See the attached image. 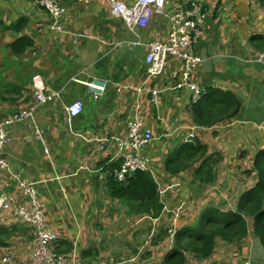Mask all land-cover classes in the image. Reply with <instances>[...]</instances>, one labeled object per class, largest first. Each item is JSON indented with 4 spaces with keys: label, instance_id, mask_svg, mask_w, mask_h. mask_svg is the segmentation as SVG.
<instances>
[{
    "label": "crops",
    "instance_id": "obj_1",
    "mask_svg": "<svg viewBox=\"0 0 264 264\" xmlns=\"http://www.w3.org/2000/svg\"><path fill=\"white\" fill-rule=\"evenodd\" d=\"M121 1L130 6L136 0ZM187 1L198 3L206 15L203 36L192 49L205 62L190 80L201 97L218 100L211 127L193 122L190 90L172 89L181 63L169 58L163 74L149 80L146 49L131 46L166 42V17L131 33L109 15L104 0L88 5L59 0L67 17L59 33L36 2L0 0V121L36 105V92L57 94L37 106L32 120L11 126L4 159L11 173L36 190L44 222L57 234L54 250L70 262L163 264L175 232L199 222L207 209L233 211L245 191L257 185L254 165L264 150V64L253 59L264 51V0H168L167 10ZM76 33L84 37L74 44ZM90 82L104 86L101 97L87 87ZM152 87L160 93L156 105L149 101ZM76 100L83 101L84 110L72 119L65 109ZM135 115L155 139L143 153L151 160L163 205L156 218L128 214L107 189L105 170L117 166L109 160L126 121ZM186 140L206 147L209 164L199 169L201 161H195L191 170L170 177L163 161ZM3 191L21 197L12 177L5 178ZM33 241L32 226L13 210H0V264L6 258L8 264H27ZM225 243L216 239L204 260L186 254V264H243L246 259L264 264V249L259 251V240L249 230L244 246Z\"/></svg>",
    "mask_w": 264,
    "mask_h": 264
},
{
    "label": "built area",
    "instance_id": "obj_2",
    "mask_svg": "<svg viewBox=\"0 0 264 264\" xmlns=\"http://www.w3.org/2000/svg\"><path fill=\"white\" fill-rule=\"evenodd\" d=\"M93 0H78L82 5H88ZM109 15L121 20L131 33L137 28L145 29L151 22L160 17L168 20V35L166 42L150 41L146 44L139 41L131 46H140L146 49L144 63L147 67L146 74L149 80L158 79L164 72L167 60L173 58L181 63V71L174 91L187 89L191 91V103L197 104L202 95L199 86L191 83V73L203 65L204 59L193 53V46L203 36L204 19L206 15L201 6L194 1H187L183 5H177L167 10L168 0H136L133 5L127 6L121 0H104ZM37 6L48 16L52 30L63 32V26L67 22L65 8L56 0H39ZM83 34L76 33L73 43L77 44ZM120 45V44H116ZM253 62L264 64V51L258 54ZM93 91L94 96L101 97L105 92L103 85L93 83L86 84ZM159 91L155 88L149 90L150 103H158ZM57 94L35 93L36 105L9 115L0 121V170L5 175L0 176V210H13L17 218L24 224L34 229V241L28 254L27 264H75L70 262L63 254H57L54 245L57 242V234L44 222L43 205L37 198L36 190L30 184L19 179L11 173L4 159V150L12 141L10 128L14 124L23 123L33 119V114L39 105L48 104ZM84 109V103L76 100L66 107L69 118H77ZM264 134V122L260 127ZM165 137V136H163ZM191 138V135L189 136ZM152 131L147 128L143 120L135 115L126 121L121 138L116 141L115 153L109 162L117 163L113 170V177L118 184L127 186L129 179L136 172L150 173L151 160L143 150L154 141ZM191 142L186 140L185 143ZM104 145L100 150H104ZM12 177L18 182L21 197H15L3 191L6 177ZM26 200V201H25ZM10 258L3 259L8 264ZM243 264H252L246 259Z\"/></svg>",
    "mask_w": 264,
    "mask_h": 264
},
{
    "label": "trees",
    "instance_id": "obj_3",
    "mask_svg": "<svg viewBox=\"0 0 264 264\" xmlns=\"http://www.w3.org/2000/svg\"><path fill=\"white\" fill-rule=\"evenodd\" d=\"M19 40L25 39L21 37ZM220 99L227 107L229 100L224 94ZM216 103L218 100L201 97L197 104L192 105L193 122L199 126L211 127L217 111L212 106ZM206 151V147L196 140L182 143L170 151V156L163 161V169L170 177L191 170V165L195 161H201L199 165L201 169L202 166L209 164L210 159L204 158ZM254 166L258 176L257 185L245 191L235 209L225 212H219L214 208L207 209L199 222L179 229L174 234V247L163 264H186V254L192 255L197 260H204L213 253L216 239L229 243L241 241L248 234L247 219H252V233L264 249V150L256 156ZM116 167L111 165L105 170L108 173L107 189L110 195L125 206L128 214H145L152 218L160 216L163 205L151 174L136 172L129 179L127 186H123L113 177V170Z\"/></svg>",
    "mask_w": 264,
    "mask_h": 264
},
{
    "label": "rangeland",
    "instance_id": "obj_4",
    "mask_svg": "<svg viewBox=\"0 0 264 264\" xmlns=\"http://www.w3.org/2000/svg\"><path fill=\"white\" fill-rule=\"evenodd\" d=\"M56 1H58L59 2V0H56ZM171 59V58H170ZM187 179L189 180V181H191V175H189V176H187ZM247 224H248V230H249V235H254L253 233H252V230H253V221H252V219H247ZM176 233V232H175ZM254 241V243L255 244H257V240H253ZM243 242H244V239H242L241 241H239V242H226L225 244H228V245H230V246H234V247H238L237 245H243L244 246V244H243ZM257 246H259V247H257V248H259V251L260 252H262L261 250V248L262 247H260L261 245H257ZM248 247V246H247ZM249 248V250H250V247H248ZM252 250V249H251ZM263 254V253H262ZM262 261V260H261ZM260 263H264V262H260Z\"/></svg>",
    "mask_w": 264,
    "mask_h": 264
},
{
    "label": "clouds",
    "instance_id": "obj_5",
    "mask_svg": "<svg viewBox=\"0 0 264 264\" xmlns=\"http://www.w3.org/2000/svg\"><path fill=\"white\" fill-rule=\"evenodd\" d=\"M83 102V101H82ZM84 110V109H83ZM79 117V116H78Z\"/></svg>",
    "mask_w": 264,
    "mask_h": 264
}]
</instances>
